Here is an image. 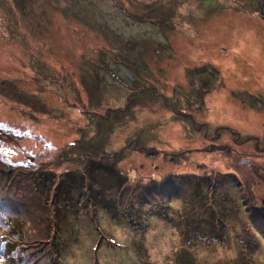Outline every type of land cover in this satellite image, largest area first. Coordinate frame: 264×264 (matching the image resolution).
Segmentation results:
<instances>
[{
  "label": "rangeland",
  "instance_id": "1",
  "mask_svg": "<svg viewBox=\"0 0 264 264\" xmlns=\"http://www.w3.org/2000/svg\"><path fill=\"white\" fill-rule=\"evenodd\" d=\"M259 10L0 0V264H264Z\"/></svg>",
  "mask_w": 264,
  "mask_h": 264
},
{
  "label": "trees",
  "instance_id": "2",
  "mask_svg": "<svg viewBox=\"0 0 264 264\" xmlns=\"http://www.w3.org/2000/svg\"><path fill=\"white\" fill-rule=\"evenodd\" d=\"M3 129H6V127H4ZM8 138L9 139L11 138V136L8 135V134L6 136L4 135V137L0 136V141H5V140L8 141L9 140ZM18 142H21V141L18 140ZM8 162L9 161L4 162V166H6L8 168H11V169H20V170H24V171L32 172V173L38 172V171H40L43 168V166H40V165H38L37 167H34V166L22 167V166L18 165V163H13V162L8 163ZM3 172H4L3 174H6L5 172H8V171L4 170ZM68 174L69 173H65L63 178H62V180L58 184V187H59V190H60V193H61L62 196H63L62 186L64 184H67V186L69 187L68 184H69V181H70L71 177L69 178ZM119 176H121L120 173H119ZM45 178H47V179L50 178V175L47 174ZM51 181H53V180H51ZM159 184H161V182L154 181L153 183H151V186L155 187V186H158ZM163 186H164V184L160 185V187H163ZM41 192L42 193H46V189L41 191ZM70 199H72V197L69 196V197L66 198V201H68ZM3 213H4V210L0 211V225H1V223H3L2 222V214ZM17 213H18V210H17ZM94 221H95V224H96V220H94ZM43 242H45V241H43ZM0 244H4L6 252H12L14 249H17V248H19V249H21L23 251L31 250L29 247H22L20 245V242L18 240L14 239L13 237H6V238H3V239H0ZM17 257H18L17 260H13L14 264H15V262H16V264H19V261H21V260L24 262V256L19 255ZM18 259H20V260H18ZM28 259H31L30 255H28ZM2 260H3V257L0 260V262Z\"/></svg>",
  "mask_w": 264,
  "mask_h": 264
},
{
  "label": "water",
  "instance_id": "3",
  "mask_svg": "<svg viewBox=\"0 0 264 264\" xmlns=\"http://www.w3.org/2000/svg\"><path fill=\"white\" fill-rule=\"evenodd\" d=\"M260 3H261V9H260V12H261V16L264 17V0H259Z\"/></svg>",
  "mask_w": 264,
  "mask_h": 264
},
{
  "label": "flooded vegetation",
  "instance_id": "4",
  "mask_svg": "<svg viewBox=\"0 0 264 264\" xmlns=\"http://www.w3.org/2000/svg\"><path fill=\"white\" fill-rule=\"evenodd\" d=\"M258 1H259V0H258ZM259 3H260V1H259ZM260 9H261V3H260ZM259 14L262 15L261 12H260V10H259ZM261 17H262V16H261ZM263 18H264V17H263Z\"/></svg>",
  "mask_w": 264,
  "mask_h": 264
},
{
  "label": "bare ground",
  "instance_id": "5",
  "mask_svg": "<svg viewBox=\"0 0 264 264\" xmlns=\"http://www.w3.org/2000/svg\"><path fill=\"white\" fill-rule=\"evenodd\" d=\"M48 140H50V138L48 136H46ZM52 140V139H51Z\"/></svg>",
  "mask_w": 264,
  "mask_h": 264
}]
</instances>
